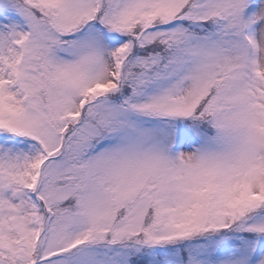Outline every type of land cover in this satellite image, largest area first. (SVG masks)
Returning <instances> with one entry per match:
<instances>
[{
  "label": "snow or ice",
  "instance_id": "6c2138e0",
  "mask_svg": "<svg viewBox=\"0 0 264 264\" xmlns=\"http://www.w3.org/2000/svg\"><path fill=\"white\" fill-rule=\"evenodd\" d=\"M0 264H264V0H0Z\"/></svg>",
  "mask_w": 264,
  "mask_h": 264
}]
</instances>
